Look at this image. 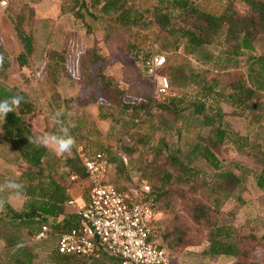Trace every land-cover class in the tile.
Masks as SVG:
<instances>
[{"label": "rangeland", "instance_id": "1", "mask_svg": "<svg viewBox=\"0 0 264 264\" xmlns=\"http://www.w3.org/2000/svg\"><path fill=\"white\" fill-rule=\"evenodd\" d=\"M27 1L0 0V45L4 47L11 60L10 70L4 79H0V87L9 91H22L29 98L38 100L53 98L70 103L67 115L71 114L72 123L78 126L82 124L91 133L93 130H102L104 142L117 151L123 146H133L136 150L132 157L133 165H127L133 181L138 177H144L141 176L142 172L145 175L161 170L172 172V168L165 163V155L169 151L174 152L177 147L183 150L189 148L197 128L195 123L190 121L191 119L184 123L185 119L176 120L153 107L163 102L154 96L152 82L132 56L133 45L146 52L151 49V40L157 35H162L159 28L150 22L154 18L155 1L135 0L139 11H148L144 14L145 18L140 27L121 24L118 22L119 14L98 21L87 18L83 24L68 14L60 15L59 6L62 0H43L37 3L36 20L30 27L36 40L37 51L29 58L28 66L20 69L14 59L22 46L11 27L9 17ZM192 1L198 2L199 8L211 13L221 12L224 5V0ZM236 5L240 12L244 11L241 4L236 3ZM175 13H171L170 16L174 17ZM175 23L179 24L180 19H175ZM176 36L179 37L178 34ZM206 48L215 57H220V60H223V54L229 51L223 35L217 37ZM93 50L103 60L95 61L92 57ZM51 54L55 56V60L62 61V57L64 58L62 69L55 64L50 68ZM164 54L166 59L168 58L169 65L189 62L193 69L201 70V66L183 56L181 49ZM253 55L264 56V34L254 41L252 51H238L240 68L223 73L220 68L221 61L216 60L209 68L213 71L210 76L219 73L223 83L232 82L244 76V61ZM101 67L104 68L103 74L109 81L107 89L97 79ZM40 68H43V71L38 75ZM121 95L124 101L135 104L146 103L150 99L152 108L140 111L138 114L125 112L117 103ZM194 95L195 88L189 87L172 89L169 97L183 96L190 99ZM255 102L264 104V92L258 93ZM39 106L47 110L45 102ZM220 106L225 114L224 122L228 130L237 133L251 146L264 147V120L254 124L247 112L235 110L223 102ZM56 110L63 112L64 108L62 105L56 106ZM99 112L108 118L101 120L97 116ZM91 113H94L96 122L91 121ZM183 115L188 118L187 111ZM35 123L40 131L41 121ZM206 132L207 129L202 130L203 135ZM160 140L164 141L165 147L158 157L155 156V149ZM257 149H248L230 143L222 146L218 154L222 169L237 175L241 172L247 173L242 176L241 184L231 193L215 192L214 170L202 160L191 165L200 171L201 176L197 182L193 185L170 184L166 187L167 196L160 201L161 212L151 223L154 227L157 221L159 222L160 234L157 242L168 254L166 264L237 262L238 258L204 254L209 247L208 234L210 226L213 225L232 226L248 260L264 264V190L256 186L253 177V174L259 173L261 169ZM129 182L123 185L113 183L119 188L124 187L125 192H129L135 184L131 182L129 186ZM152 185L159 187L158 183ZM197 203L209 208L207 219L199 224H195L191 219V209ZM178 229L182 233L180 243L177 242L179 235L174 233ZM21 235L23 236L22 233ZM251 236L255 239L250 240ZM56 242L55 237L46 235V238L31 243L30 247L36 255L33 264H52L47 257ZM100 261L115 264V260L108 257H102ZM6 262L5 251L0 245V264ZM71 262L82 264L83 260L74 257Z\"/></svg>", "mask_w": 264, "mask_h": 264}, {"label": "trees", "instance_id": "2", "mask_svg": "<svg viewBox=\"0 0 264 264\" xmlns=\"http://www.w3.org/2000/svg\"><path fill=\"white\" fill-rule=\"evenodd\" d=\"M40 1L28 0L10 15L11 25L22 46V51L14 59L20 69L28 66L29 58L34 56L37 51L36 40L30 27L36 16L33 4ZM154 1V18L150 22L159 28L162 35H157L151 40V49L146 52L133 45L131 48L132 56L140 67L139 57L142 55L147 56L154 51L165 57L164 53L181 49L183 56L192 59L197 65L201 66V70H195L189 62L180 65H169L168 58L165 57L164 74L168 78L171 90L194 87L195 95L190 99L183 96H168L161 100L163 103L153 106L160 113L169 115L176 120L185 119L184 123L191 119L190 121L195 123L197 131L190 141L189 148L183 150L177 147L174 152L169 151L165 155V163L172 168V172L161 170L155 173H146V175L142 172L141 176L144 177H138L135 180L147 181L152 195L159 204V214L161 212L160 201L167 196L166 187L168 185H193L198 181L201 176L200 171L191 167V165L199 160L204 161L214 170L213 184L215 192L229 191L228 193H231L241 184L242 176L247 173L241 172L237 175L232 171L222 169L218 154L223 145L230 143L240 147L245 146L248 149L258 148V161L261 169L259 173H254L253 177L256 186L264 190V147L251 146L245 139L240 138L237 133L228 130L224 122L225 114L220 106V103L223 102L229 104L235 110L247 112L254 124H259L264 120V104L255 102L258 93L264 92V56H249L243 64L245 68L244 76L242 75L229 83H223L219 78V73L210 76L213 71L209 69L216 60L221 61L220 68L223 73L240 68V62L237 59L238 51H252L254 41L258 36L264 34V0H224L223 8L219 13L207 12L198 7V2L192 0ZM236 3L241 4L244 11L240 12ZM59 10L60 15L68 14L75 20H80L83 24L87 18L98 21L119 14L118 22L131 27H140L145 18L144 14L148 12L147 10L139 11L135 5V0H62ZM173 12H176L175 16L171 17L170 14ZM175 19H180L182 25L180 23L176 24ZM177 34L179 37L176 36ZM220 35H223L225 45L229 50L223 54V60H220V57H215L206 48ZM0 55L4 57L3 65L0 66V74H3L10 66V61L7 59L2 45H0ZM92 57L95 61L103 60L95 50L92 51ZM50 59V68L54 64L56 67L61 66V69L63 68V57L62 61L60 59L55 60V56L51 54ZM103 70V67L99 69L97 79L107 89L109 88V81L103 74ZM13 96H21L23 100L15 112L9 113L5 119H0V131L18 146L21 157L28 164L38 167V165H41L40 160L46 148L29 142V138L34 141L32 119L39 111L22 92L0 89V101ZM117 103L121 110L131 111L132 114H138L140 111H147L148 108H152L150 99L146 103L135 104L124 101L121 95ZM186 111L188 112V118L183 115ZM98 117L101 120L108 118L100 112ZM59 129V126L55 130L52 129L50 134H58ZM203 129H207L205 135L202 134ZM238 140L241 142H238ZM164 147V141H158L155 156L159 157ZM135 151L133 146H123L120 151H117V149L113 151L112 147L97 145L95 154L104 153L106 155L109 168L111 165L114 167L116 183L123 185L130 181V186L132 179L127 165H133L132 157ZM121 156L127 159V163L123 162ZM74 160L76 158L71 159V161ZM37 173L39 174L38 171H35V174ZM28 174H32L31 169H29ZM153 183H158L159 187L156 188L152 185ZM116 188L120 191L125 190L124 187L119 188L116 186ZM57 200L64 201L65 197ZM4 210L10 217L8 222L10 228L16 231L18 229L33 231L31 226L39 213L32 211L16 212L7 203L4 205ZM44 212L58 215L61 213V205L55 211L46 210ZM208 215L209 208L203 204L197 203L191 209V219L195 224L207 219ZM59 227H67L68 230H65L69 231L75 226L71 224L70 219H65L62 224L52 227V231L54 233L58 232ZM16 231L2 237L6 243V264H33L36 257L33 248L26 245L25 240L21 238V234H17ZM35 231L38 233L37 230ZM156 233L158 238L160 234L158 221L156 223ZM174 233L179 235L177 242H182L180 229L174 231ZM236 236V231L232 226H210L208 234L209 247L204 254L206 256L238 258L239 260L234 264H260L248 260ZM254 239L253 236L250 237V240ZM159 247L163 248L160 244ZM47 258L52 264H72L71 260L74 259L73 256L59 253L57 242L55 247L48 253ZM82 260V264H106L100 259ZM114 262L119 264L116 260Z\"/></svg>", "mask_w": 264, "mask_h": 264}, {"label": "built area", "instance_id": "3", "mask_svg": "<svg viewBox=\"0 0 264 264\" xmlns=\"http://www.w3.org/2000/svg\"><path fill=\"white\" fill-rule=\"evenodd\" d=\"M165 64V57L154 51L139 57L140 68L152 82L154 96L159 100L171 92ZM42 71L40 68L38 75ZM83 167L91 184L88 204L79 211L77 226L59 236V253L87 260L108 257L119 264H166L168 254L159 247L156 225L151 226L159 215V204L147 181L132 180L135 184L129 192L118 190L106 180L109 164L104 153L83 157ZM76 179V175L69 177L71 182ZM47 232L46 227L42 228L36 239L46 238Z\"/></svg>", "mask_w": 264, "mask_h": 264}, {"label": "crops", "instance_id": "4", "mask_svg": "<svg viewBox=\"0 0 264 264\" xmlns=\"http://www.w3.org/2000/svg\"><path fill=\"white\" fill-rule=\"evenodd\" d=\"M42 1L43 0L40 2ZM36 4L37 3L33 4L35 9ZM3 50L7 56V59H9L11 62L4 47ZM9 70L10 66L4 71L3 74H0L1 80L4 79ZM0 89L7 90L3 87H0ZM29 101L32 102L39 111V113L32 119L34 140L35 137L39 135L50 134L52 129L55 130V128L58 126L59 128L61 127L59 124H54L51 119L53 114L57 111L56 106L60 107L62 105L64 108V115L61 118L63 124L66 125L67 123L71 122V114L67 115L69 109L68 106L70 103H64V101L55 100L53 98L41 100L29 98ZM42 102H45L47 110L40 108L39 105H42ZM36 121H41L42 123V129L40 131H38L39 129H37L35 125ZM91 121L96 122L94 113H91ZM70 134L75 138L76 141L75 147L71 150V152L58 153L51 147H45L46 151L40 160L41 165H38V167H33L21 157L18 146L10 141L0 131V184L11 180L23 186L21 198L18 200H10L6 203L16 212L32 211L39 213V216L36 217L35 222L31 226L33 231H29V229H18L16 231L8 226L10 217L7 212L5 210L0 211V245L3 251L6 250V243L2 237L3 235H10L12 231H16L17 234L22 233L24 237L21 235V238L25 240L26 245H30L35 241H39L36 239V236L41 232L40 227L41 230L44 227L48 229L47 237H55L58 240L61 234L68 232V229L67 227H59L58 232L54 233L52 231V227H57L58 225L62 224L65 219H70L71 224L77 226L79 222L78 213L88 204V192L91 187L90 180L85 175L83 157L94 156L97 145H109L104 142L105 137L103 136L102 130H93V133H91L89 132V129L83 127L82 124L71 128ZM115 149L116 148L112 147L113 151H115ZM73 158H76V160L71 161ZM29 169L32 170V174H28ZM35 171H38L39 174H35ZM71 175H76L77 179L71 182L69 180ZM106 180L112 183L116 182L114 167L112 165L109 168ZM3 195L4 198L7 197V193ZM62 197H65L64 201L57 200ZM60 205L61 213L58 215L44 212L46 210L55 211L58 207H60ZM35 230H37L38 233H36Z\"/></svg>", "mask_w": 264, "mask_h": 264}, {"label": "clouds", "instance_id": "5", "mask_svg": "<svg viewBox=\"0 0 264 264\" xmlns=\"http://www.w3.org/2000/svg\"><path fill=\"white\" fill-rule=\"evenodd\" d=\"M4 57L0 55V66L3 65ZM23 97L13 96L9 99L0 101V119H5L9 113L15 112L20 106ZM64 113L61 110H57L51 117L54 124L61 125L59 134H43L35 137V140L29 138V142L36 143L43 147H51L58 153H68L75 147V138L70 134V129L76 125L72 122L63 124L62 117ZM7 193V197L4 195ZM22 196V185L15 181H5L0 184V211L4 210V205L10 200H18Z\"/></svg>", "mask_w": 264, "mask_h": 264}]
</instances>
